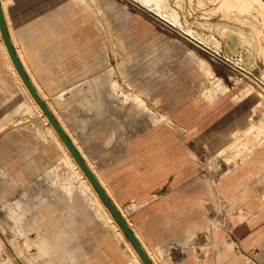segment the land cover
I'll use <instances>...</instances> for the list:
<instances>
[{"label":"rangeland","instance_id":"rangeland-1","mask_svg":"<svg viewBox=\"0 0 264 264\" xmlns=\"http://www.w3.org/2000/svg\"><path fill=\"white\" fill-rule=\"evenodd\" d=\"M4 2L15 46L40 81L43 52H61L52 56L63 83L50 93L45 87L46 99L89 162L93 140L101 136L86 131L91 123L96 132L129 117L149 124L156 116L169 120L187 102L213 108L228 98H249L253 110L244 132L222 151L225 161L264 150V0ZM30 7L19 23L17 14ZM30 23L33 35L47 40L41 51L27 55L21 46L33 31L24 28ZM5 75L10 83L0 109V264H67L59 252L50 258L60 248L49 239H119L8 65ZM209 165L201 166L203 174L219 171Z\"/></svg>","mask_w":264,"mask_h":264},{"label":"crops","instance_id":"crops-1","mask_svg":"<svg viewBox=\"0 0 264 264\" xmlns=\"http://www.w3.org/2000/svg\"><path fill=\"white\" fill-rule=\"evenodd\" d=\"M25 10L20 16L33 9ZM54 53L61 52H43L38 67L49 93L63 83L61 70L53 67ZM4 60L0 48V109L10 83ZM251 103L228 98L208 108L187 102L169 120L156 116L155 122L137 124L129 117L109 130L86 127L101 135L91 147L93 171L154 264H264V150L235 162H226L222 152L247 128ZM206 163L219 171L203 174ZM116 230L120 238L102 244L49 239L51 247L60 248L50 258L59 252L67 264H140L127 237Z\"/></svg>","mask_w":264,"mask_h":264},{"label":"water","instance_id":"water-1","mask_svg":"<svg viewBox=\"0 0 264 264\" xmlns=\"http://www.w3.org/2000/svg\"><path fill=\"white\" fill-rule=\"evenodd\" d=\"M0 31L2 34V37L4 39V42L7 46L8 52L11 56V59L21 76L23 82L29 89L30 93L32 96L35 98L39 106L42 108L43 112L45 115L48 117L49 121L59 134L60 138L63 140L65 143L66 147L69 149L71 152L72 156L78 163V165L81 167L97 193L99 194L100 198L112 214L113 218L115 221L118 223L122 231L124 232L125 236L127 239L130 241L138 255L140 256L141 260L143 261L144 264H154L153 261L151 260L150 256L146 252L145 248L143 245L140 243L134 232L131 230L129 227L128 223L122 216V214L119 212L117 206L115 205L114 201L111 199L103 185L101 184L100 180L94 173L93 169L89 166L87 160L83 156V154L80 152V150L77 148L76 144L73 142L71 136L67 133L65 128L62 126L61 122L55 115V113L51 110L49 105L45 102L41 94L39 93L38 89L34 85L33 81L31 80V77L29 76L27 70L25 69L21 58L17 52V49L15 47V44L13 42L7 20L5 18V13L3 10V5L2 1L0 0Z\"/></svg>","mask_w":264,"mask_h":264},{"label":"bare ground","instance_id":"bare-ground-1","mask_svg":"<svg viewBox=\"0 0 264 264\" xmlns=\"http://www.w3.org/2000/svg\"><path fill=\"white\" fill-rule=\"evenodd\" d=\"M2 1V5H3V10L5 13V18L6 20L8 19V14H7V7L5 5L4 0ZM26 13V10L22 11V14ZM19 14V13H18ZM19 21V23L22 24V18L19 15H17L16 17ZM8 21V20H7ZM8 24V23H7ZM9 27V24H8ZM24 27V26H23ZM25 29H32L33 31H30V35H28L27 37H25V39H23V44L21 46V48L26 52V54L28 55V51H32L35 49V46H40L41 44H43L47 39L45 37V35L39 36V32L35 35H33L32 32L35 31V26L34 24H27L25 27ZM12 34V33H11ZM13 42L15 44L14 38L12 36ZM16 45V44H15ZM0 47L2 49L3 55H4V62L6 61L9 70H11V72L14 74L16 80L18 81V83L21 85L22 89L24 90V92L26 93V95L28 96L31 104L34 106V108L37 110V112L42 116L44 122L47 124L48 126V131L49 133L52 135V137L54 138V140L57 142V144L60 146V148L62 149V151L64 152L66 158L68 159V161L72 164V166L78 171V173L83 177V180H85L87 187L90 189L92 195L94 196V199L97 200L101 206L105 209L107 215L109 216V218L114 222V224L117 226L119 232L125 236L124 232L122 231V229L120 228V226L118 225V223L115 221V219L113 218L112 214L110 213V211L108 210V208L106 207V205L104 204V202L102 201V199L100 198L99 194L97 193V191L95 190V188L93 187V185L91 184V182L89 181V179L87 178V176L85 175V173L83 172V170L81 169V167L78 165V163L76 162V160L74 159V157L72 156L71 152L69 151V149L66 147L65 143L63 142V140L60 138L59 134L57 133V131L55 130V128L53 127V125L51 124V122L49 121L48 117L45 115V113L43 112L42 108L39 106V104L37 103V101L35 100V98L32 96V94L30 93L29 89L27 88V86L25 85V83L23 82L21 76L19 75L12 59L11 56L8 52L7 46L4 42V39L2 37L1 31H0ZM16 47V46H15ZM17 52L21 58V50H19V47H16ZM2 57V56H1ZM2 60V59H1ZM21 61L25 67V69L27 70L29 76L31 77V80L33 81L34 85L36 86V88L38 89L39 93L41 94V96L43 97V99L45 100V102L49 105L48 101H47V95H48V91L46 90L45 86L42 85V82L37 78V76L34 74V71L32 70V68L29 65H25V62L23 61V59L21 58ZM26 61V59H25ZM27 67L31 70L32 76L29 73V70L27 69ZM34 78V79H33ZM49 107L51 108V110L54 112V110L52 109V107L49 105ZM57 115V114H56ZM58 116V115H57ZM62 124V122H61ZM63 126V124H62ZM64 127V126H63ZM65 128V127H64ZM66 130V128H65ZM67 131V130H66ZM68 133V131H67ZM69 134V133H68ZM73 140V139H72ZM74 142V141H73ZM75 143V142H74ZM89 166L92 168V164L87 161ZM93 169V168H92ZM83 184V183H82ZM87 188V189H88ZM129 246L132 249L135 257L138 259V261L140 262V264H144L143 261L141 260L140 256L138 255V253L136 252V250L134 249V247L132 246V244L129 242ZM132 257V256H131Z\"/></svg>","mask_w":264,"mask_h":264}]
</instances>
